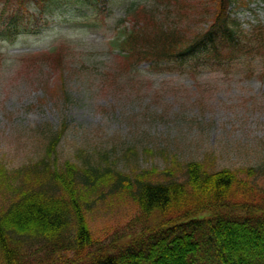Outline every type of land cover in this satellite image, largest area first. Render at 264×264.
Wrapping results in <instances>:
<instances>
[{
	"label": "trees",
	"instance_id": "trees-1",
	"mask_svg": "<svg viewBox=\"0 0 264 264\" xmlns=\"http://www.w3.org/2000/svg\"><path fill=\"white\" fill-rule=\"evenodd\" d=\"M16 1L32 3L38 14L51 2ZM208 1L131 3L113 38L118 71L137 73L143 63L264 61V25L245 29L232 19L229 8L238 0ZM68 46L50 47L31 62L63 80ZM64 129L53 133L40 160L9 174L0 162V264H264V164L214 170L205 160L173 155L171 165L134 175L91 155L82 165H58ZM107 198L133 211L109 240L92 234L87 216Z\"/></svg>",
	"mask_w": 264,
	"mask_h": 264
},
{
	"label": "rangeland",
	"instance_id": "rangeland-1",
	"mask_svg": "<svg viewBox=\"0 0 264 264\" xmlns=\"http://www.w3.org/2000/svg\"><path fill=\"white\" fill-rule=\"evenodd\" d=\"M50 1L38 14L27 1L19 7L0 0V162L7 174L40 160L63 124L58 165H82L91 155L134 175L171 165L174 155L181 162L205 160L214 170L262 167L264 61L143 63L137 73L120 72L112 52L117 23L141 0ZM229 9L242 28L264 25V0H238ZM61 43L69 45L67 55L70 47L63 80L31 62ZM100 204L88 223L96 238L109 240L133 211L120 199Z\"/></svg>",
	"mask_w": 264,
	"mask_h": 264
}]
</instances>
